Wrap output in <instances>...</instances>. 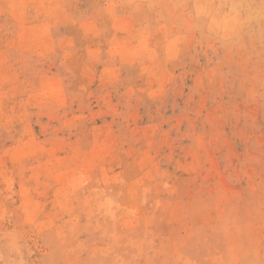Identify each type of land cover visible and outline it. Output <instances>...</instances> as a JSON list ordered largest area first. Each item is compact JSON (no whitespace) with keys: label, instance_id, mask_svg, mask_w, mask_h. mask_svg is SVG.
I'll list each match as a JSON object with an SVG mask.
<instances>
[{"label":"rangeland","instance_id":"374dc122","mask_svg":"<svg viewBox=\"0 0 264 264\" xmlns=\"http://www.w3.org/2000/svg\"><path fill=\"white\" fill-rule=\"evenodd\" d=\"M85 161L97 182L64 185ZM140 214L162 224L137 248ZM263 219L264 0H0V264H235Z\"/></svg>","mask_w":264,"mask_h":264},{"label":"bare ground","instance_id":"6f19581e","mask_svg":"<svg viewBox=\"0 0 264 264\" xmlns=\"http://www.w3.org/2000/svg\"><path fill=\"white\" fill-rule=\"evenodd\" d=\"M213 3V2H212ZM40 5V4H39ZM208 7V6H207ZM194 9V8H193ZM196 9V8H195ZM208 9H209V7H208ZM195 11V10H194ZM196 12H198V10H196ZM211 15V14H210ZM219 17V16H218ZM239 17V16H238ZM185 18V17H184ZM240 18V17H239ZM190 19V18H189ZM125 24H127V23H125ZM131 24H134L133 22L131 23ZM127 26V25H126ZM130 26H132V25H130ZM207 26V25H206ZM132 28H133V26H132ZM148 28V27H147ZM85 30V29H84ZM146 31V30H145ZM162 31V30H161ZM172 31V30H171ZM132 32V31H131ZM194 32V31H193ZM128 33V32H127ZM140 33H142V32H139V34ZM163 33V32H162ZM135 34V33H134ZM143 34H145V33H143ZM164 34V33H163ZM162 34V35H163ZM171 34V33H170ZM169 34V35H170ZM194 34V33H193ZM27 35V34H26ZM131 35V34H130ZM162 35H160V36H162ZM172 35V34H171ZM117 36V35H116ZM115 36V37H116ZM139 36V38L141 37L140 35H138ZM149 36H150V34H149ZM112 38H113V36H111ZM114 37V38H115ZM177 37V36H176ZM29 38V37H28ZM32 38V37H31ZM39 38V37H38ZM111 38V39H112ZM121 38V37H120ZM141 38H144V37H141ZM150 38V37H149ZM170 38V37H169ZM173 38H174V36H173ZM173 38H170L171 39V41L173 42ZM227 38V37H226ZM110 39V40H111ZM125 39V38H124ZM110 40H108L109 42H110ZM126 40L127 39H125L124 41L126 42ZM140 39H138L137 41H136V43L139 41ZM142 41H143V39H141ZM146 40V39H145ZM33 41V40H32ZM104 41V40H103ZM114 39H113V44H114ZM147 41V40H146ZM166 41V40H165ZM171 41H169V42H171ZM108 42V43H109ZM119 42H121L120 41V39H119ZM144 42V44L145 43H147V42H145V41H143ZM142 42V43H143ZM150 42V41H149ZM160 42V41H159ZM171 42V43H172ZM123 43V42H122ZM161 43H162V41H161ZM178 43V42H177ZM126 44V43H125ZM129 44H131V43H129ZM128 44V45H129ZM132 44H134L133 42H132ZM138 44H140V43H138ZM137 44V45H138ZM155 44V43H154ZM167 44H169V43H167ZM173 44V43H172ZM38 45V44H37ZM136 45V44H135ZM135 45H133V47L135 46ZM146 45V44H145ZM123 46H124V43H123ZM126 46H127V44H126ZM126 46H124V48L126 47ZM130 46H132V45H130ZM130 46H128L129 48H130ZM138 46H140V45H138ZM137 46V47H138ZM176 46V45H175ZM174 46V47H175ZM187 46V45H186ZM87 47V46H86ZM140 47H142V45L140 46ZM164 47V46H163ZM168 47H169V45H168ZM168 47H167V49H168ZM132 48V47H131ZM136 48V47H135ZM144 48V47H143ZM165 50H166V47L164 48ZM163 49V50H164ZM170 49L172 50L173 49V46L171 45L170 46ZM128 50V49H127ZM131 50V49H130ZM132 50H133V48H132ZM131 50V51H132ZM171 50H170V54L172 55L174 52V50L175 51H177L176 50V48L175 49H173V51L171 52ZM134 51H136V50H134ZM142 51V50H141ZM141 51H140V53H141ZM239 51V50H238ZM128 52H130V51H128ZM136 52H138L139 53V51H136ZM180 52V51H179ZM166 52H164V55H166L165 54ZM169 53V52H168ZM168 53H167V55H168ZM178 53V52H177ZM127 54V53H126ZM143 54V53H142ZM112 55V54H111ZM144 55V54H143ZM166 55V56H167ZM117 56H118V54H117ZM125 57V56H124ZM123 57V58H124ZM170 57V56H169ZM168 57V59H170ZM121 58V57H120ZM135 58H137V57H134V60H135ZM143 58H144V56H143ZM172 58V57H171ZM175 58V57H174ZM119 59V58H118ZM96 60H98V59H96ZM126 60V59H125ZM144 60V59H143ZM146 60V59H145ZM148 60V59H147ZM153 60V59H152ZM151 60V58H150V61H152ZM127 61V60H126ZM149 61V62H150ZM121 62H122V60H121ZM128 62V61H127ZM133 62V61H132ZM142 62V61H141ZM145 62V61H144ZM173 62V61H172ZM147 63V62H146ZM164 63V62H163ZM162 63V64H163ZM174 63V62H173ZM135 64V63H134ZM150 64V63H149ZM133 65V64H132ZM167 65H168V63H167ZM185 65V64H184ZM104 66V65H103ZM127 66V65H126ZM144 66V65H143ZM160 66V65H159ZM164 66H166L165 64H164ZM147 69V68H146ZM163 69V68H162ZM161 71V70H160ZM164 71V70H163ZM85 72V71H84ZM99 72H101V71H99ZM104 72V71H103ZM102 73V72H101ZM161 73V72H160ZM160 73L158 74V75H160ZM166 73V72H165ZM157 74V73H156ZM163 74V73H162ZM103 75H105V73L103 74ZM163 75H166V74H163ZM170 75V74H169ZM200 75V74H199ZM85 76V75H84ZM91 76V75H90ZM168 76V75H167ZM92 77V76H91ZM158 77H160V76H158ZM93 78V77H92ZM91 78V79H92ZM141 78V77H140ZM152 78L153 77H151V80H152ZM165 78V77H164ZM198 78V77H197ZM203 78V77H202ZM90 79V80H91ZM143 79H144V76H143ZM146 79H148V78H146ZM154 79H156L155 77H154ZM204 79V78H203ZM216 79V78H215ZM48 80H50V78L48 79ZM88 80H89V77H88ZM93 80V79H92ZM150 80V81H151ZM158 80V79H157ZM156 80V81H157ZM164 80V79H163ZM213 80V79H212ZM57 81V80H56ZM55 81V82H56ZM58 81H59V79H58ZM87 81V80H86ZM137 81V80H136ZM44 82V81H43ZM50 82H51V80H50ZM60 82H62V81H60ZM84 82V81H83ZM88 82V81H87ZM149 82V81H148ZM155 82V81H154ZM153 82V83H154ZM143 83V82H142ZM152 83V84H153ZM169 83V82H168ZM167 83V84H168ZM47 84H49L48 82H47ZM92 84V83H91ZM90 84V85H91ZM145 84V83H144ZM151 84V83H150ZM157 84H158V82H157ZM162 84L164 85V82L162 81ZM50 85V84H49ZM158 85H160V82H159V84ZM162 85V86H163ZM200 85V84H199ZM87 86V85H86ZM142 86H143V84H142ZM169 86V85H168ZM30 87V86H29ZM34 87V86H33ZM54 87V86H53ZM52 87V85L51 86H47V88L49 89V91L51 92L53 89H57V88H59V87H57V88H53ZM76 87V86H75ZM129 88H130V86H128ZM155 87H157L156 85H155ZM154 87V88H155ZM159 87V86H158ZM157 87V88H158ZM68 88V87H67ZM114 88H115V86H114ZM144 88V87H143ZM150 88V87H149ZM17 89V88H16ZM46 89V88H45ZM132 89V88H131ZM131 89H129V90H131ZM138 89V88H137ZM140 89V88H139ZM151 89V88H150ZM226 89V88H225ZM141 90V89H140ZM246 90V89H245ZM44 91V90H43ZM46 92V91H45ZM116 92V91H115ZM18 93V92H17ZM49 93V92H48ZM52 93V92H51ZM130 93H131V91H130ZM50 94V93H49ZM53 94V93H52ZM51 94V95H52ZM136 94V93H135ZM188 94V93H187ZM223 94V93H222ZM231 94V93H230ZM19 95V94H18ZM50 95V96H51ZM126 95H129V94H127L126 93ZM147 95V94H146ZM24 96V95H23ZM131 96V95H130ZM208 96V95H207ZM213 96V95H212ZM22 97V96H21ZM87 97V96H86ZM53 98H55V97H53ZM61 98V97H60ZM95 98V97H94ZM110 98V97H109ZM214 98V97H213ZM234 98V97H233ZM30 99H31V97H30ZM34 99V98H33ZM33 99H31V100H33ZM98 99V98H97ZM201 99V98H200ZM231 99V98H230ZM94 100V99H93ZM128 100V99H127ZM139 100V99H138ZM97 102V101H96ZM199 102V101H198ZM235 102V101H234ZM112 103V102H111ZM201 103V102H200ZM17 105V104H16ZM64 105V104H63ZM221 105V104H220ZM115 106V105H114ZM193 106V105H192ZM214 107V106H213ZM135 108H137V107H135ZM137 110V109H136ZM115 111V110H114ZM214 112V111H213ZM97 113V112H96ZM95 113V114H96ZM65 115V114H64ZM135 115V114H134ZM137 115V114H136ZM215 115V114H214ZM80 116V115H79ZM78 118V117H77ZM118 118V117H117ZM133 118V117H132ZM210 118V117H209ZM80 119V118H79ZM83 119V118H82ZM122 119V118H121ZM168 119V118H167ZM231 119V118H230ZM71 120V119H70ZM133 120V119H132ZM143 120V119H142ZM215 120V119H214ZM119 121V120H118ZM134 121V120H133ZM137 121V120H136ZM216 121V120H215ZM121 122V121H120ZM123 122V121H122ZM219 122V121H218ZM135 125H136V123H134ZM86 125V124H85ZM128 125V124H127ZM134 125V126H135ZM87 126V125H86ZM139 126V125H138ZM155 127V126H154ZM234 127V126H233ZM150 128V127H149ZM132 129H133V127H132ZM136 130H137V128H135ZM139 129H141V128H139ZM105 130V129H104ZM109 130V129H108ZM150 130V129H149ZM156 130V129H155ZM215 130V129H214ZM106 131V130H105ZM112 131V130H111ZM132 131V130H131ZM139 131V130H138ZM144 131V130H143ZM164 131V130H163ZM133 132H134V130H133ZM132 132V133H133ZM151 132H152V130H151ZM102 133V132H101ZM149 133V132H148ZM154 133H155V131H154ZM194 133V132H193ZM135 134H136V132H135ZM144 134H146V133H144ZM137 135V134H136ZM201 135V134H200ZM203 135V134H202ZM81 136V135H80ZM102 136V135H101ZM190 136V135H189ZM205 136V135H204ZM219 136H220V134H219ZM94 137V136H93ZM99 137V136H98ZM98 137H96L97 139H98ZM107 137V136H106ZM105 137V138H106ZM156 137V136H155ZM187 137V136H186ZM194 137V136H193ZM103 138V137H102ZM138 138V137H137ZM150 138V137H149ZM205 138V137H204ZM216 138V137H215ZM100 139V138H99ZM107 139V138H106ZM111 139V138H110ZM146 139V138H145ZM203 139V138H202ZM221 139V138H220ZM103 140V139H102ZM101 140V141H102ZM112 140V139H111ZM114 140V139H113ZM140 140V139H139ZM157 140V139H156ZM196 140H197V138H196ZM210 140V139H209ZM226 141V140H225ZM103 142V141H102ZM117 142H119L118 140H117ZM113 143V142H112ZM111 143V144H112ZM120 143V142H119ZM148 143H149V141H148ZM148 143H146V144H148ZM157 143H159V142H157ZM209 143H212V142H209ZM94 144V143H93ZM101 144H103V143H101ZM100 144V145H101ZM104 144H105V142H104ZM117 144V143H116ZM145 144V145H146ZM223 144V143H222ZM121 145V144H120ZM119 145V146H120ZM152 145V144H151ZM205 145V144H204ZM203 145V146H204ZM76 146V145H75ZM98 146V145H97ZM103 146V145H102ZM198 146V145H197ZM202 146V147H203ZM209 146V145H208ZM58 147V146H57ZM63 147V146H62ZM105 147V146H104ZM103 147V148H104ZM199 147V146H198ZM198 147H197V150H198ZM106 149H107V152L106 153H108L111 149H110V147L109 146H107V147H105ZM105 148L104 149H102L101 151L103 152V151H105ZM122 148V147H121ZM171 148V147H170ZM203 148H205V147H203ZM93 149H94V147H93ZM137 149V148H136ZM160 149V148H159ZM174 149V148H173ZM94 150H96V149H94ZM171 150H172V148H171ZM191 150H193V149H191ZM207 150H209V149H207ZM75 151H76V149H75ZM78 151V150H77ZM90 151V150H89ZM93 151V150H92ZM154 151V150H153ZM206 151V150H205ZM94 152V151H93ZM93 152H92V154H93ZM95 152H97V151H95ZM100 152V151H99ZM116 152H117V150H116ZM115 152V153H116ZM156 153H157V151H155ZM189 152V151H188ZM187 152V153H188ZM199 152V151H198ZM203 152V151H202ZM208 152V151H207ZM206 152V153H207ZM45 153H47V152H45ZM90 153V152H89ZM105 153V152H104ZM110 153V152H109ZM111 154V153H110ZM117 154V153H116ZM130 154V153H129ZM142 154V153H141ZM170 154H171V152H170ZM194 154V153H193ZM229 154V153H228ZM78 155V154H77ZM101 155V154H100ZM153 155V154H152ZM157 155V154H156ZM155 155V156H156ZM184 155V154H183ZM188 155V154H187ZM236 155V154H235ZM34 156V155H33ZM51 156V155H50ZM95 156V155H94ZM102 156V155H101ZM114 156V155H113ZM162 156V155H161ZM174 156V155H173ZM182 156V155H181ZM197 156V155H196ZM199 156V155H198ZM204 156V155H203ZM211 155H210V153H209V157H210ZM65 157V156H64ZM143 157V156H142ZM154 157V156H153ZM167 157V156H166ZM189 157H191V156H189ZM208 157V156H207ZM211 157H213V156H211ZM228 158H229V156H227ZM76 158V157H75ZM91 158V157H90ZM119 158V157H118ZM125 158V157H124ZM127 158V157H126ZM169 158V157H168ZM182 158H183V156H182ZM200 158V157H199ZM204 158H206L205 156H204ZM214 158V157H213ZM217 158V157H216ZM216 158H214V159H216ZM46 159H48V158H46ZM70 159H72V158H70ZM89 159V158H88ZM114 159H116V158H114ZM135 159V158H134ZM149 159V158H148ZM176 159V158H175ZM196 159V158H195ZM213 159V160H214ZM4 160V159H3ZM92 160H95V157H94V159H92ZM109 160V159H108ZM117 160V159H116ZM143 160V159H142ZM192 160H193V158H192ZM210 160H211V158H210ZM120 161V160H119ZM132 161H134V160H132ZM158 161V160H157ZM168 161H170V158H169V160ZM189 161V160H188ZM196 161V160H195ZM212 161V160H211ZM215 161V160H214ZM35 162V161H34ZM101 162H102V159H101ZM110 162V161H109ZM129 162H131V161H129ZM152 162V161H151ZM151 162H150V165H151ZM153 162L155 163V161H154V159H153ZM184 162H187V161H185L184 160ZM63 163V162H62ZM82 163V162H81ZM81 163H79L80 165H81ZM85 164L84 165H82L81 167H79V164H75L72 168H69V170L68 171H66V172H64V173H62L61 174V176L59 175V174H55V176H53V177H62V179H61V182H63L64 183V185H66V186H70V187H72V188H74V189H77V188H80V187H83L85 184H88L89 186L90 185H92V184H95L96 182H97V179L96 178H94L92 175H94V174H96L97 172V167L96 166H94L93 165V163H89V162H87L86 163V161L84 162ZM127 163V162H126ZM212 163H213V161H212ZM73 164H74V162H73ZM72 164V165H73ZM112 164V163H111ZM137 164V163H136ZM148 164V163H147ZM198 164V163H197ZM38 165V164H37ZM42 165V164H41ZM127 165H129V164H127ZM154 165V164H153ZM153 165H151V166H153ZM155 165H158V164H155ZM179 165V164H178ZM194 165V164H193ZM212 165V164H211ZM210 165V166H211ZM111 166V165H110ZM112 166H113V164H112ZM138 166V165H137ZM186 166V165H185ZM195 166V165H194ZM197 166V165H196ZM200 166V165H199ZM215 166H216V163H215ZM218 166V165H217ZM39 167V166H38ZM61 167V166H60ZM118 167V166H117ZM120 167V166H119ZM133 166H132V164H131V167L130 168H132ZM145 167V166H144ZM150 167V166H149ZM157 167V166H156ZM167 167V166H166ZM187 167V166H186ZM190 167H191V165H190ZM198 167V166H197ZM56 168V167H55ZM125 168H126V165H125ZM134 168V167H133ZM154 168V167H153ZM159 167H157V169H158ZM177 168H178V166H177ZM181 168V167H180ZM211 168H212V166H211ZM210 168V169H211ZM213 168H215V167H213ZM141 169V168H140ZM152 169V168H151ZM189 169V168H188ZM191 169V168H190ZM217 169V168H216ZM130 170V169H129ZM132 170V169H131ZM146 170H148V168L146 169ZM154 170V169H153ZM182 170H183V168H182ZM185 171H186V169H184ZM193 170H195V169H193ZM214 170V169H213ZM218 170V169H217ZM39 171L41 172V169H40V167H39ZM114 171V170H113ZM136 170H133V172H135ZM181 171V170H180ZM37 172V171H36ZM52 172V171H51ZM109 172V171H108ZM111 172H112V170H111ZM129 172V171H128ZM155 172V171H154ZM163 172H166V171H163ZM210 172H215V171H210ZM218 172V171H217ZM220 172V171H219ZM58 173V172H57ZM84 173H87V175H88V177L89 176H91V177H89V178H85V175H84ZM132 173V172H131ZM143 173V172H142ZM146 172L144 171V173L143 174H141V175H144ZM197 173V172H196ZM223 173V172H222ZM38 174H39V172H38ZM108 174V173H107ZM133 174V173H132ZM138 174V173H137ZM203 174V173H202ZM210 174V173H209ZM40 175V174H39ZM53 175V174H52ZM111 175V174H110ZM109 175V176H110ZM126 175H128V174H126ZM129 175H131V174H129ZM135 175V174H134ZM148 175L150 176V174L148 173ZM153 175V174H152ZM158 175V174H157ZM160 175V174H159ZM165 175V174H164ZM166 175H167V173H166ZM196 175V174H195ZM195 175H193V176H195ZM132 176V175H131ZM146 176V175H145ZM148 176V179H147V177H146V179L147 180H149V178L150 179H152L151 178V176L149 177ZM162 176V175H161ZM171 176V175H170ZM174 176V175H173ZM193 176H192V178H193ZM206 176V175H205ZM222 176V175H221ZM220 176V177H221ZM59 177V178H60ZM138 177V176H137ZM143 177V176H142ZM160 177V176H159ZM163 177V176H162ZM166 177H168V176H166ZM191 177V176H190ZM210 177V176H209ZM94 178V179H93ZM112 178V177H111ZM175 178V177H174ZM207 178V177H206ZM219 178V177H218ZM108 179H109V177H108ZM115 179V178H114ZM162 179V178H161ZM160 179V180H161ZM191 179V178H190ZM210 179V178H209ZM215 179V178H214ZM217 179V178H216ZM220 179V178H219ZM53 180V179H52ZM109 180H111V179H109ZM113 180V179H112ZM116 180V179H115ZM128 180V179H127ZM196 180V179H195ZM221 180V179H220ZM33 181H35V179L33 180ZM54 181H56V180H54ZM165 181H167V179L165 180ZM174 181V180H173ZM187 181H189V180H187ZM37 182V181H36ZM124 181H121V179H118L117 181H114L113 182V189L111 190V192L109 193V194H102V195H99L100 196V200L101 199H103V201L102 202H104V203H102V204H104L105 205V207L107 208V210H108V208L110 207V208H116V207H118L117 209L121 212V213H125V210H126V208L128 207V206H134V207H136V204L137 203H139L138 201V191H137V188L138 187H140V186H138L137 188H136V182H134V181H129V182H125V183H123ZM175 182V181H174ZM191 182V181H190ZM193 182V181H192ZM38 183V182H37ZM101 183V182H100ZM150 183V182H149ZM170 183H172L171 181H170ZM224 183V182H223ZM10 184H12V183H10ZM41 184V183H40ZM61 184V183H60ZM102 184H104V182L102 183ZM108 184V183H107ZM139 184V183H138ZM155 184V183H154ZM165 184V183H164ZM175 184V183H174ZM188 185H189V183H187ZM105 185V184H104ZM104 185H102V186H104ZM143 185V184H142ZM141 185V186H142ZM146 185H148V184H146ZM184 185H185V183H184ZM184 185H183V187H184ZM10 186V185H9ZM107 186V185H106ZM166 186V185H165ZM168 186V185H167ZM170 186V185H169ZM172 186V185H171ZM180 186H182L181 184H180ZM187 186V185H186ZM185 186V187H186ZM190 186V185H189ZM108 187V186H107ZM154 187V186H153ZM184 187V188H185ZM188 187V186H187ZM226 187H227V185H226ZM36 188V187H35ZM156 188V187H155ZM163 188V187H162ZM73 189V190H74ZM148 189H149V187H148ZM148 189H144L143 188V190H148ZM177 189V188H176ZM186 189V188H185ZM97 190V189H96ZM98 190H100V189H98ZM178 190V189H177ZM188 190V189H187ZM186 190V191H187ZM86 191V190H85ZM94 191V190H93ZM92 191V192H93ZM107 191V190H106ZM142 191V190H141ZM149 191V190H148ZM156 191V190H155ZM97 192V191H96ZM102 192V191H101ZM144 192V191H143ZM160 192V191H159ZM159 192H156V193H159ZM174 190H173V194H174ZM181 192V191H180ZM83 193V192H82ZM91 193V192H90ZM145 193V192H144ZM147 193V192H146ZM171 193V192H170ZM169 193V194H170ZM91 194H94V193H91ZM114 194H115V196H114ZM143 194V193H142ZM150 194V193H149ZM160 194V193H159ZM162 194H163V192H162ZM165 194V193H164ZM187 194H189V193H187ZM87 195H90V194H87ZM96 195V194H95ZM145 195V194H144ZM167 195V194H166ZM41 196V195H40ZM98 196V197H99ZM142 196V195H141ZM152 196H155V194L153 193V195ZM157 196V195H156ZM158 196H160V195H158ZM174 196V195H173ZM208 196V195H207ZM144 196H142V198H143ZM167 197V196H166ZM170 197V196H169ZM168 197V198H169ZM94 199H95V196L93 197ZM167 198V199H168ZM82 199V198H81ZM144 199V198H143ZM143 199H141L142 200V202H144L143 201ZM174 199V198H173ZM115 200H119L120 202L121 201H123V202H125L126 203V205H118L117 204V206L115 207V204H116V202H115ZM145 200V199H144ZM178 200H179V198H178ZM74 201V200H73ZM85 201V200H84ZM70 202V201H69ZM154 202V201H153ZM157 202V201H156ZM95 203V202H94ZM100 202L98 201V204H99ZM159 203V202H158ZM85 204V203H84ZM98 204H96V207H97V205ZM144 204V203H143ZM154 204V203H153ZM162 204V203H161ZM160 203H159V205H161ZM165 204H167V202L165 203ZM174 204V203H173ZM172 204V205H173ZM178 204V203H177ZM196 204V203H195ZM27 205V204H26ZM172 205H170V206H172ZM174 205H176V204H174ZM94 206V205H93ZM127 206V207H126ZM166 206V205H165ZM168 206V205H167ZM167 206H166V208H167ZM178 206H180V205H178ZM253 206V205H252ZM71 207V206H70ZM95 207V206H94ZM142 207H143V205H142ZM156 207V206H155ZM161 207V206H160ZM169 207V206H168ZM97 208H99V207H97ZM103 208V207H102ZM174 208V207H173ZM95 209V208H94ZM103 209H105V208H103ZM127 209H129V207L127 208ZM175 209V208H174ZM101 210V209H100ZM130 210V209H129ZM142 210V209H141ZM141 210H139V212L141 211ZM164 210V209H163ZM166 210V209H165ZM87 211V210H86ZM90 211V210H89ZM94 211V210H93ZM96 211H97V209H96ZM110 211V210H109ZM113 211V210H112ZM118 211V212H119ZM65 212V211H64ZM134 212V211H133ZM156 212V211H155ZM163 212H165V211H163ZM91 213V212H90ZM109 213V212H108ZM132 213V212H131ZM141 213H142V211H141ZM144 213V212H143ZM133 214V213H132ZM131 214V215H132ZM145 214V213H144ZM165 214V213H164ZM255 214V213H254ZM257 214V213H256ZM91 215V214H90ZM100 215V214H99ZM141 215V214H140ZM133 216V218H134V215H132ZM166 217V216H165ZM176 217V216H175ZM34 218V217H33ZM158 218V216L156 217V216H144V215H141V216H139V217H137V218H135V219H132L133 221L132 222H134L133 223V225L131 226V237H132V245H134V246H137V248H139V246L140 245H146V239H147V233H149V232H147L149 229H151V231L152 230H154L155 231V229H154V227H155V224H157V222L158 221H160L159 223V225L161 226V224H162V219L161 220H159V219H157ZM169 219V218H168ZM179 219V218H178ZM254 219V218H253ZM170 220V219H169ZM261 220V219H260ZM264 220V219H263ZM96 221V220H95ZM167 222H169V221H167ZM171 224V223H170ZM246 225H247V223H246ZM256 225H257V227H258V224H255V228H256ZM249 226H251V225H249ZM253 227V228H254ZM159 228V227H158ZM235 228V227H234ZM237 228V227H236ZM247 228H248V225H247ZM246 228V229H247ZM252 227H249L248 229H250L251 231H249V232H252V230H253V234H255V237H254V235H253V237L254 238H252V239H250L249 240V242H252V243H249V245H247L245 248H243V249H241V250H239V247H242V246H240V244H238L239 245V247H238V245H236L237 247H238V250L240 251V252H238L236 255H234V257L235 258H233L234 259V263L235 264H243L244 262H247V261H250V260H253L255 263L254 264H264V226H260V228H256V229H253ZM160 230V229H159ZM241 230V229H240ZM153 231V232H154ZM239 231V230H238ZM245 231H248V230H245ZM244 231V232H245ZM237 233H239V232H237ZM242 233V232H241ZM173 234V233H172ZM191 234V233H190ZM248 234H251V233H248ZM247 234V235H248ZM237 235V237L239 236V234H236ZM180 236V235H179ZM241 238V237H240ZM244 238V237H243ZM248 238H250V235H248ZM248 238H246V240H248ZM233 239V238H232ZM234 239H237L236 237H234ZM238 240V239H237ZM236 240V241H237ZM246 240H244V241H246ZM190 241V240H189ZM235 241V240H234ZM229 242H231V241H229ZM232 242H233V240H232ZM247 242V241H246ZM228 243V242H227ZM238 243V242H237ZM150 244H151V242H150ZM175 244V243H174ZM226 244V243H225ZM232 244H234V243H232ZM246 244V243H245ZM131 245V244H130ZM229 245V244H228ZM181 246V245H180ZM185 246V245H184ZM225 247V249H226V245H224ZM133 247V246H132ZM148 247V246H147ZM173 247H175V246H173ZM230 247V246H229ZM130 248V247H129ZM136 248V249H137ZM144 248V247H143ZM213 248V247H212ZM211 248V249H212ZM233 248V247H232ZM150 249V248H149ZM162 249V248H161ZM229 249V248H228ZM236 249L237 248H235V251H236ZM132 250H134V249H132ZM237 250V251H238ZM168 251V250H167ZM235 251L233 252V253H235ZM242 251V252H241ZM152 252V251H151ZM213 252H214V250H213ZM232 252V251H231ZM215 253H216V251H215ZM228 254V253H227ZM214 255V254H213ZM213 255H212V258H214L213 257ZM224 256V255H223ZM231 257V256H230ZM217 258H220L219 256L217 257ZM227 258V257H226ZM228 258H229V255H228ZM227 258V259H228ZM231 259V258H230ZM229 259V261H232V260H230ZM223 261V260H222ZM228 261V262H229ZM232 263V262H231ZM252 264V263H251Z\"/></svg>","mask_w":264,"mask_h":264}]
</instances>
